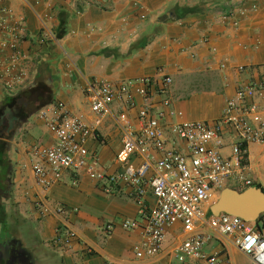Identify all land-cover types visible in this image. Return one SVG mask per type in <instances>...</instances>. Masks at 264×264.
<instances>
[{
    "label": "crops",
    "instance_id": "0c3cea01",
    "mask_svg": "<svg viewBox=\"0 0 264 264\" xmlns=\"http://www.w3.org/2000/svg\"><path fill=\"white\" fill-rule=\"evenodd\" d=\"M244 3L249 9L233 26L229 14ZM0 10L11 13L7 26L12 30L20 21L25 25L17 67L23 70L25 84L9 96L0 72V135L11 136L10 180L4 187L0 183V194L6 192L0 195L5 215L4 225L0 223V264H186L176 255L185 235L180 224L169 229L158 254L136 257L141 226L123 229L119 223L136 219L142 224L143 218L125 187L106 192L100 182L72 171L45 190L38 186L32 163L54 137L38 112L19 120L7 99L35 88L34 80L40 77L53 104L63 103L92 124L87 86L108 83L118 88L130 83L127 95L113 103L87 144L101 168L113 172L118 170L116 156L125 129L138 126L143 100L137 80L150 79L153 106L169 99L171 121H216L238 86L264 87V0H0ZM4 17L0 13V23ZM6 37L0 28V41ZM10 54L0 49V62L6 63ZM164 77L171 85L162 92ZM18 102L22 104V98ZM230 142L226 134L224 154ZM245 165L252 185L230 182L226 187L244 190L259 184L264 189V144L248 145ZM144 202L147 207L153 204L150 190ZM109 223L114 224L111 232L105 230ZM66 228L73 237L58 240ZM204 250L221 252L230 264H250L230 239L215 233Z\"/></svg>",
    "mask_w": 264,
    "mask_h": 264
},
{
    "label": "built area",
    "instance_id": "2783aa9c",
    "mask_svg": "<svg viewBox=\"0 0 264 264\" xmlns=\"http://www.w3.org/2000/svg\"><path fill=\"white\" fill-rule=\"evenodd\" d=\"M234 9L229 17L233 26H237L249 8L244 3ZM0 13L5 16L0 28L7 33L0 41V49L11 52L6 63L0 62V72L4 91L11 96L25 84L23 70L17 69L18 42L25 35V25L20 21L17 30H12L7 26L11 13L5 10ZM162 81L165 92L171 79L164 77ZM137 84L143 100L137 113L138 126L125 129L116 156L118 170L113 172L101 168L97 154L87 144L95 137V128L109 116L113 103L127 95L130 83L118 88L108 83L87 86L92 124L82 121L60 102L40 109L38 115L51 131L54 143L38 152L32 163L35 183L45 190L59 181L65 171H72L100 182L106 192L113 187H125L138 204L143 221L141 224L136 219H123L119 224L123 229L141 226V239L135 251L138 258L158 254L169 229L180 224L185 234L176 250L180 262L230 264L221 252L204 250L215 233L230 239L249 258L250 264H264V231H258L254 222L239 216L223 212L214 215L209 210L228 183L244 186L253 183L246 177L245 163L248 145L264 144V87L255 83L238 86L216 121H171L167 113L169 99L155 107L151 103L150 79H139ZM226 134L231 136L228 154L222 152ZM170 136L177 142L171 141ZM148 190L153 196L149 207L144 202ZM57 210L66 212L63 207ZM113 229V223L105 226L107 232ZM72 237L66 228L63 237L57 238L69 242Z\"/></svg>",
    "mask_w": 264,
    "mask_h": 264
},
{
    "label": "trees",
    "instance_id": "16d2710c",
    "mask_svg": "<svg viewBox=\"0 0 264 264\" xmlns=\"http://www.w3.org/2000/svg\"><path fill=\"white\" fill-rule=\"evenodd\" d=\"M187 12L188 11H186V13ZM64 33V30L60 31L58 37L64 35ZM34 83L37 84L35 88H27L18 96L7 99L8 103L14 105L16 109L15 117L19 120L28 118L32 114L52 103L47 87L42 83V79L40 77H36ZM20 98H22V104L18 102ZM10 137L11 136L9 133L0 135V183H3V185L1 184L2 187H4V184H7V182L10 180V160L7 156V140ZM255 186L261 188L259 184H256ZM4 216L3 209L0 206V223L2 226L5 223ZM254 225L258 231H264V213L259 215L257 220L254 222Z\"/></svg>",
    "mask_w": 264,
    "mask_h": 264
},
{
    "label": "water",
    "instance_id": "95a60500",
    "mask_svg": "<svg viewBox=\"0 0 264 264\" xmlns=\"http://www.w3.org/2000/svg\"><path fill=\"white\" fill-rule=\"evenodd\" d=\"M209 210L214 215L223 212L255 222L264 213V190L248 187L238 191L232 187H224Z\"/></svg>",
    "mask_w": 264,
    "mask_h": 264
},
{
    "label": "rangeland",
    "instance_id": "374dc122",
    "mask_svg": "<svg viewBox=\"0 0 264 264\" xmlns=\"http://www.w3.org/2000/svg\"><path fill=\"white\" fill-rule=\"evenodd\" d=\"M236 190L241 191V190H239V189H236ZM0 195H3V196H4V195H6V192L4 191V192L1 193ZM3 202H4V204H5V208L8 209L9 202L7 201V199H5ZM9 207H10V206H9ZM9 210H10V209H9ZM19 225H21V224H19ZM5 227H7V228L9 229V227H8V221H7ZM21 227H23V225H21Z\"/></svg>",
    "mask_w": 264,
    "mask_h": 264
}]
</instances>
